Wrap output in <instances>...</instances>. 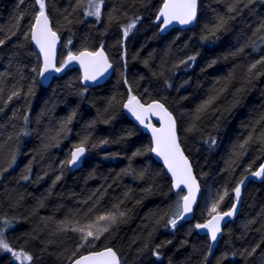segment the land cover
<instances>
[{
  "label": "trees",
  "instance_id": "1",
  "mask_svg": "<svg viewBox=\"0 0 264 264\" xmlns=\"http://www.w3.org/2000/svg\"><path fill=\"white\" fill-rule=\"evenodd\" d=\"M198 1L194 28L160 35L154 19L164 0H104L99 20L85 15L87 0H45L62 42L58 62L70 43L72 53L103 48L113 64L105 84L86 89L75 69L40 84L30 42L39 6L0 0V227L14 250L33 256L31 264H69L105 247L121 264H264V179L245 186L210 258L196 228L225 191L218 211L230 209L236 185L264 164V64L249 71L264 57V0ZM220 17L227 22L212 36ZM129 90L142 103L164 104L176 119L202 190L190 222L169 224L183 194L173 192L149 138L124 115ZM13 92L19 95L9 100ZM85 140L83 165L70 172V151ZM109 211L117 213L109 231L77 251L81 234L71 228ZM0 264L15 263L0 250Z\"/></svg>",
  "mask_w": 264,
  "mask_h": 264
},
{
  "label": "snow or ice",
  "instance_id": "2",
  "mask_svg": "<svg viewBox=\"0 0 264 264\" xmlns=\"http://www.w3.org/2000/svg\"><path fill=\"white\" fill-rule=\"evenodd\" d=\"M80 2L81 0H77L78 5ZM103 3L104 0H87V10L85 15L95 16L97 20H99L101 16V6ZM36 4L39 6V11L35 15L34 23L31 25L30 37L37 48H39V51L43 56V66L39 70V75L41 77H44L45 73H48L49 71H62V69L67 64L74 60H78L81 63V66L85 68V80H95L98 75H101L104 71H107V69L111 67L103 51H85L81 52L79 55H73L72 53H69L68 58L64 61V63L59 67H56L55 44L58 38L57 33L54 32L50 27L49 17L46 13L45 0H36ZM196 8L197 0H164V3L160 8L156 19L159 21L162 18V29L172 24L173 21H176L181 25H187L195 20ZM228 11H234V7H229ZM138 20L139 17H136V19L132 20L124 27L123 35L125 37H127L129 33L135 28ZM226 22L227 21L223 17H220L217 24L210 30V35L215 36L216 32L223 29ZM18 24L19 21H17V26ZM205 39H207V37H205ZM3 43L4 41L0 40V44ZM189 59H195V57H189ZM259 64H264V57L252 64L249 71L255 69ZM89 67H92L94 71L89 72ZM29 91H31V89H29ZM18 95V92H13L12 96L9 97V100H11L13 96ZM211 103L212 99L206 101L205 104L202 105L200 109H198V111L206 110L208 105ZM124 107L141 124L145 125V127L149 128L152 132L154 146L149 150L163 158L168 171L172 174L174 181L173 187L179 188L180 185H184L188 188V194L181 197V211L178 212L176 218L169 220V224L175 227L178 219L183 218L185 214L192 211V205L195 203L196 192L198 191L199 187L196 183L195 177L192 175L191 165L180 149V144L178 143L177 137L176 119L173 117L172 113L168 111L164 104L157 101L147 105L142 104L135 95L131 94V90H129L128 101L124 104ZM149 115L159 117L161 123L159 128L153 127L150 122L145 124V120ZM262 119H264V117H262ZM70 121L71 117H69L68 122ZM252 139L253 137L250 135L248 139L244 141V143L239 145V148L245 149L246 145L251 142ZM258 139L264 143V131L260 133ZM102 143H107V141H103ZM211 143L214 144L215 139H212ZM85 144L86 140L81 141L79 145L75 146L71 153V159L67 161L69 165H75L81 156H83L86 151ZM14 160L15 154H13V162ZM251 176L258 179L264 178V164H261L258 170L252 171ZM24 178L27 179V177ZM57 179H59V177H57ZM243 184L244 180L242 179L236 185L235 189H233L237 200L240 198L241 186ZM227 194V191H225L224 194L212 204L209 210L211 218L204 224L196 225V228L198 229H207L212 241H216L218 234L221 232V221H223L225 217L233 216L236 210V204L234 203L231 210L223 213L218 211L219 204L224 200V197ZM213 213L215 214L213 215ZM118 214L120 217L125 215L124 212H119ZM116 220L117 213L109 211L103 215L97 216L95 221L90 222L87 225L72 227V231L81 234L82 243L78 246L77 251H79L80 247L85 245L92 247V242L99 240L105 232H108L109 226L114 224ZM3 224L6 227L8 226L9 222L3 221ZM64 227L67 228L68 226L64 225ZM3 233L4 228L0 227V250L11 253L12 256L20 262V264H31L33 256L23 249L19 251L14 250L3 238ZM252 252H255V249H252ZM252 252H248L247 255H251ZM153 255L158 257L159 253L154 250ZM73 256H76V253H73ZM72 264H121V260L118 256V253L112 247H105L100 251H92L87 255H80L78 258L72 260Z\"/></svg>",
  "mask_w": 264,
  "mask_h": 264
},
{
  "label": "water",
  "instance_id": "3",
  "mask_svg": "<svg viewBox=\"0 0 264 264\" xmlns=\"http://www.w3.org/2000/svg\"><path fill=\"white\" fill-rule=\"evenodd\" d=\"M164 3V2H163ZM163 5V4H162ZM162 7V6H161ZM160 7V8H161ZM160 10V9H159ZM159 10L156 14V17L159 13ZM198 13H199V1L197 0V8H196V18L195 20L190 23V24H187V25H181L179 24L178 22L176 21H173L172 24L168 25L167 27H164L162 29V18L161 20H157L156 17L154 19V24L158 26V31H159V34L160 35H165L168 31H171V30H174V29H178V30H187V29H192L196 26V23H197V20H198ZM33 23H34V20H33ZM49 24H50V27L52 28V25H51V22L49 20ZM53 30V28H52ZM54 31V30H53ZM55 32V31H54ZM57 41H56V44H55V65L56 67H59V62H58V54L60 52V48H61V39L59 37V35L57 34ZM30 42H31V45H32V48H33V52L35 53V55L37 56V58L39 59V62H40V67H39V70L40 68L43 66V56L41 55L40 51H39V48H37V46L35 45V43L31 40V37H30ZM97 52V51H103L104 52V55L107 57V60H108V63L111 65V67H109L107 69V71H104L101 75H98L96 77L95 80H85L84 79V76H85V68L81 66V63L78 61V60H74V61H71L69 64H67L63 69L62 71L60 72H55V71H49L48 73H45L44 77H41L39 75V71H38V80L40 82L41 85H43L44 87H47L49 86V84L52 82V80L61 75L64 71L66 70H71V69H75L79 75H80V85L83 87V88H86V89H92V88H95V87H99V86H102L103 84H105L112 76V73H113V65L112 63L109 61L108 59V56L106 55L105 51L102 49V48H98L97 50L95 51H88V50H82V51H79L77 53H74L73 55H79L81 52ZM68 58V55L65 57L64 61ZM87 62V61H86ZM94 71V69L92 67H89V72H92ZM139 99V98H137ZM128 101V100H127ZM127 101L125 103H127ZM141 102V101H140ZM154 102V101H152ZM152 102H149V103H142V104H151ZM158 102V101H157ZM124 103V104H125ZM123 112H124V115L144 134L146 135L149 140H150V146L153 147V137H152V132L150 131L149 128L145 127V125L141 124L123 105ZM174 117V116H173ZM175 118V117H174ZM151 123L153 127H156V128H159L161 126V123H160V119L158 116H152V115H149L147 117V119L145 120V124L147 123ZM177 124V123H176ZM177 137H178V143L180 144V139H179V135H178V130H177ZM75 148V147H74ZM74 148H72V150L70 151V155H69V160L71 159V153L72 151L74 150ZM180 149L181 151L183 152L184 156L187 158L189 164L191 165V162H190V159L186 156V154L184 153L182 147H181V144H180ZM151 152V156L153 158V160L158 163L164 170L165 174L167 175V177L169 178L170 182H171V187H172V190L174 193H182L184 195H187L188 194V188L185 187L184 185H180L179 188H175L173 187V177H172V174L168 171V168L167 166L165 165L164 163V160L161 156H158L156 153ZM86 156V151L85 153L83 154V156H81V158L79 159V161L75 164V165H69L68 164V170L70 172H75L77 171L78 169H80L83 165V162H84V158ZM191 168H192V175L195 177L196 179V176L194 174V170H193V167L191 165ZM259 169V168H258ZM257 169V170H258ZM263 178L261 179H258L256 177H253V176H250L249 178H247L245 181H244V184L241 186V193L243 191V189L245 188V186L247 185V183L249 181H254V182H257V181H261ZM196 183L197 185L199 186L198 187V191L196 192V200H195V203L192 205V211L190 213H187L184 215L183 218L181 219H178L177 222H190L193 218V214H194V211L200 201V198H201V195H202V190H201V187H200V184L198 182V180L196 179ZM235 196V195H234ZM235 198V204H236V210L233 214V216L231 217H225L223 221H221V232L218 234L217 236V239L216 241H212L211 238H210V234L208 232L207 229H198L197 228V231L200 235H203L207 238L208 240V243H209V253H208V258H210V256L213 254L214 250L216 249L217 245H218V242L220 241L221 237H222V233H223V229L224 227L229 224L231 222V220L238 214L239 212V208H240V203H241V195H240V198L239 200ZM182 204V200L180 201V205ZM232 207L224 212H227L229 210H231ZM180 211H181V208H180ZM223 213V212H221ZM211 217H209L206 221H204L203 223L201 224H204L206 223ZM100 251V250H99ZM89 253V252H88ZM88 253H85V254H82V255H87ZM79 257V256H78ZM76 257V258H78ZM69 264H72V261L69 263Z\"/></svg>",
  "mask_w": 264,
  "mask_h": 264
},
{
  "label": "rangeland",
  "instance_id": "4",
  "mask_svg": "<svg viewBox=\"0 0 264 264\" xmlns=\"http://www.w3.org/2000/svg\"><path fill=\"white\" fill-rule=\"evenodd\" d=\"M62 45H63V48H64L65 51H64V54H63L62 60L59 61V65H61V64L64 63V59H65V57H66L67 55H69V53H72L70 43H66V44H62ZM102 223H106V222H102ZM109 227H110V226H109ZM9 255L11 256L13 263H15V264H20V262L17 261V260L12 256L11 253H9Z\"/></svg>",
  "mask_w": 264,
  "mask_h": 264
},
{
  "label": "bare ground",
  "instance_id": "5",
  "mask_svg": "<svg viewBox=\"0 0 264 264\" xmlns=\"http://www.w3.org/2000/svg\"><path fill=\"white\" fill-rule=\"evenodd\" d=\"M61 43H62V42H61ZM102 49H103V48H102ZM103 50H104V49H103ZM88 51H90V50H88ZM76 53H77V52H76ZM105 53H106V52H105ZM72 54H74V53H72ZM106 55H107V54H106ZM108 59H109V58H108ZM109 61H110V60H109ZM112 65H113V64H112ZM112 74H113V73H112ZM250 176H251V175H250ZM250 176H249V177H250ZM249 177H248V178H249ZM263 179H264V178H263ZM263 179H262V180H263ZM245 180H246V179H245ZM245 180H244V181H245ZM262 180H261V181H262ZM249 182H250V181H249ZM253 182H254V181H253ZM257 182H259V181H257ZM247 184H248V183H247ZM241 194H242V193H241ZM234 195H235V193H234ZM234 197H235V196H234ZM234 202H235V201H234ZM233 204H234V203H233Z\"/></svg>",
  "mask_w": 264,
  "mask_h": 264
}]
</instances>
